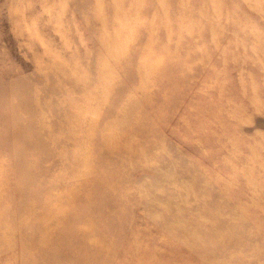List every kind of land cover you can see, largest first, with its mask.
<instances>
[{
    "label": "rangeland",
    "instance_id": "374dc122",
    "mask_svg": "<svg viewBox=\"0 0 264 264\" xmlns=\"http://www.w3.org/2000/svg\"><path fill=\"white\" fill-rule=\"evenodd\" d=\"M0 264H264V0H0Z\"/></svg>",
    "mask_w": 264,
    "mask_h": 264
}]
</instances>
